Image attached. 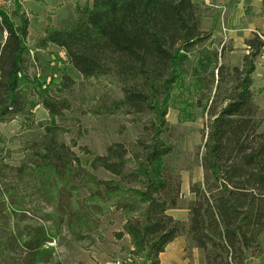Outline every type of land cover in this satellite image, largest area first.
<instances>
[{"label":"trees","instance_id":"obj_1","mask_svg":"<svg viewBox=\"0 0 264 264\" xmlns=\"http://www.w3.org/2000/svg\"><path fill=\"white\" fill-rule=\"evenodd\" d=\"M19 8L12 15L0 10V123L34 107L21 88L30 81L32 61L29 19ZM76 12L68 26L47 25L35 46L54 44L83 78L115 83L122 96L101 99L92 112L128 115L137 133L128 144L112 142L104 154H93L87 168L55 120L67 103L43 90L39 102L48 122L25 142L19 162L0 155V264H64L52 244L57 236L63 230L75 240L89 236L108 208L124 214L116 235L129 236L130 255L143 264H159V253L181 235L186 250H201L204 264L257 257L264 231V113L251 87L264 35L245 39L242 63L230 65L220 61L225 46H214L212 33L201 28L203 11L193 0H91ZM70 82L64 75L61 89ZM178 85L209 118L197 153L202 179L189 184L187 221L167 213L181 198L166 118ZM99 168L112 177H98Z\"/></svg>","mask_w":264,"mask_h":264},{"label":"rangeland","instance_id":"obj_2","mask_svg":"<svg viewBox=\"0 0 264 264\" xmlns=\"http://www.w3.org/2000/svg\"><path fill=\"white\" fill-rule=\"evenodd\" d=\"M25 0H19L13 7L7 9L12 15L19 5V13H24L29 19V47L32 66L29 67L30 81L22 83V90L28 95V100L34 104L31 112L17 116L14 122L0 131V155L7 162L17 163L23 157V145L31 137L42 131L39 123L49 120L48 111L39 102L40 94L52 93L58 100L67 103L66 108L59 111L56 122L63 128V138L66 142L74 141L73 150L77 153L81 163L89 168L93 154H104L106 146L112 142L121 141L128 144L134 140L136 128L130 122V116L119 113L106 115L93 113L94 106L101 99H116L122 96L120 88L104 77L83 78L68 63L66 54L59 53L56 48L35 52V44L42 31V26H68L72 23L76 9L90 3L91 0H29V8L23 6ZM34 2L33 5H30ZM219 15V12H218ZM217 30H220L217 25ZM45 31V30H44ZM262 33L261 31H257ZM264 35V33H262ZM27 39V38H26ZM34 40V41H31ZM27 43V41H26ZM50 57V58H49ZM235 63L240 65L242 60L236 55ZM261 55L257 57V61ZM33 59L36 61L40 76L32 78ZM220 61H223L221 59ZM264 64H257L252 77V91L255 103L264 113ZM32 68V69H31ZM31 69V70H30ZM64 75L72 79L69 86L61 89L60 83ZM38 78V82L34 81ZM49 80V83H46ZM188 81V80H186ZM43 84L46 87L43 88ZM186 85V83L184 84ZM192 90V87H189ZM43 93V94H44ZM195 95H191L184 86L178 85L171 94L170 107L166 115L173 126L170 140L174 143V150L169 161L176 171L189 181H198L201 167L198 164L197 153L202 151L203 130L209 118L201 108L195 105ZM9 122V121H8ZM3 122V123H8ZM264 129V124L262 125ZM80 147L88 149L89 153ZM94 173L103 179L111 176L104 169H97ZM189 182V183H190ZM186 199L180 201V208L187 207ZM125 216L114 208L106 209L101 216L95 231L85 238L75 240L65 230L52 243L56 256L64 264H112L122 261L130 254L129 236H117L122 230ZM260 253L257 257H247V264H264V231L259 235ZM143 264V260L138 259ZM148 263V262H145Z\"/></svg>","mask_w":264,"mask_h":264},{"label":"crops","instance_id":"obj_3","mask_svg":"<svg viewBox=\"0 0 264 264\" xmlns=\"http://www.w3.org/2000/svg\"><path fill=\"white\" fill-rule=\"evenodd\" d=\"M193 1L198 4L203 11L200 19L201 28L212 33L211 39L213 41V45L216 46L220 43L218 46H225L223 60L227 64L231 65L235 63V60L237 59L236 55L242 60L243 54L247 52L244 41L249 38L253 32L259 30L264 33L263 0ZM33 4L34 2L30 5ZM23 6L25 7V10L26 6L29 8V0H25ZM217 25L220 30H217ZM46 26L47 25L42 26V31L35 37H38V39L42 37ZM29 29L30 25L28 27V35L26 39L27 44L29 43ZM229 45L232 47L231 50H228V47H230ZM53 48L59 50V53L63 50L54 44H48L45 48L36 47L34 50L36 52V56H39L37 55V52H45L46 49L49 50ZM262 63L264 64V61H257L256 65ZM14 121L15 119L9 121L8 123H0V131L5 127H7V129H11L9 124ZM201 179L202 169L198 180ZM189 182L188 177L185 178L184 175H181V198L179 200V204L184 198L187 202L193 198V195L189 192ZM167 213L175 219L182 221H187L188 219V210L186 206L182 208L179 206L178 208L169 209L167 210ZM186 245V237L184 235L177 236L166 245L162 252L159 253V264H204L203 253L201 250L196 247L186 250ZM130 248H132V246H130Z\"/></svg>","mask_w":264,"mask_h":264},{"label":"built area","instance_id":"obj_4","mask_svg":"<svg viewBox=\"0 0 264 264\" xmlns=\"http://www.w3.org/2000/svg\"><path fill=\"white\" fill-rule=\"evenodd\" d=\"M19 0H0V10H3L5 12H7L6 10L9 9L10 7H13V5H15V3H17ZM256 33L262 37V35L256 31ZM262 54H261V59L264 61V45L262 46ZM63 54H65V51L62 50ZM36 61L33 59V64H34V67H33V71H32V78L33 77H39L40 76V73H39V69H38V66L35 65ZM32 69V68H31ZM30 69V70H31ZM28 74L31 75V73H29L28 71ZM46 83L48 84L49 83V80H46ZM43 88L46 87V84H43L42 85ZM140 263L138 259L136 258H133L130 254L126 257V259L122 260V261H119V260H116L114 261L112 264H138ZM145 264H148V263H145Z\"/></svg>","mask_w":264,"mask_h":264}]
</instances>
